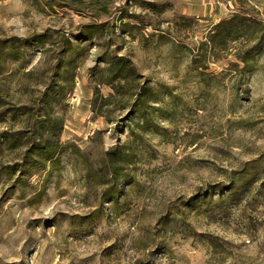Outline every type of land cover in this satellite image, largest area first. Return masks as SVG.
Instances as JSON below:
<instances>
[{
    "label": "rangeland",
    "instance_id": "1",
    "mask_svg": "<svg viewBox=\"0 0 264 264\" xmlns=\"http://www.w3.org/2000/svg\"><path fill=\"white\" fill-rule=\"evenodd\" d=\"M244 1L264 13V0ZM237 8L238 0H0V41L47 34L53 44L0 49V133L28 126L10 110L37 102L65 38L83 53L54 110L61 143L90 158L92 174L115 146L141 154L119 186L115 214L100 195L109 185L85 181L73 153L60 155L57 172L17 187L3 168L23 151L3 147L0 264H264V48L248 72L232 68L237 43L211 49L205 71L192 64L212 27ZM93 24H108L98 43L81 36ZM106 54L128 57L163 93L155 126L137 142L138 117L116 127L91 113L92 75Z\"/></svg>",
    "mask_w": 264,
    "mask_h": 264
},
{
    "label": "trees",
    "instance_id": "2",
    "mask_svg": "<svg viewBox=\"0 0 264 264\" xmlns=\"http://www.w3.org/2000/svg\"><path fill=\"white\" fill-rule=\"evenodd\" d=\"M152 7V5H148L147 8ZM151 11L156 15L161 14L157 9H151ZM263 16L264 13L260 12L258 6H249L244 0H238L237 11L214 25L209 36L201 43L203 52L193 57V66L197 65L201 70H207L202 66V63L211 49H221L237 43L242 46L234 54L237 63L232 64V68L238 70L242 65L240 70L250 71L251 65L255 63V57L264 48ZM132 18L138 20L135 16L128 17V19ZM107 27L108 24L85 26L81 36L90 42L97 41L98 43ZM119 28L122 29L121 26ZM48 39L50 38L47 34L25 39L12 38L0 41V49L8 47L11 55H14L21 47L35 48L39 52H45L47 45H53ZM59 46L58 58L50 70L48 81L45 82L44 90L37 102L33 107L23 106L17 112L10 110L13 117L26 116L28 126L15 132L0 133V151L4 148L9 152L23 151L19 156V161L11 166H6L3 171L10 180L14 179V185L24 187L25 179L32 177L35 173L52 174L57 172L60 166V155L69 151L83 159L86 171L85 181H93L94 185L101 189L109 185L110 188L102 190L101 198L103 201L111 200L113 202L111 209L115 214L122 213L118 209L120 206L119 186L122 182L132 179L129 172L130 165H133L139 158L138 155L141 154L137 147L124 151L121 146H115L103 153L98 170L92 174L90 158L86 157L75 145L61 143L62 124L60 119L54 115V110L72 90L75 70L78 68V57L82 55L83 50L65 38L62 39ZM95 71L92 75L95 80L93 99L90 105L91 113L95 118H103L107 123L114 124L116 127L125 123V116L138 117L139 121L134 123L131 129V136L136 142L139 141L141 134L155 126L154 113L156 110L153 106L163 93L156 91L141 80L128 57L106 54L103 68H98ZM98 87H107L110 93L106 96L101 95ZM117 114L118 117H114ZM135 130L138 131V134L135 133ZM243 173L247 175V171ZM242 179L243 185H247V177H242ZM233 191V188L228 190L229 193ZM197 202L195 201L194 204ZM206 202L212 204L213 200L207 198Z\"/></svg>",
    "mask_w": 264,
    "mask_h": 264
}]
</instances>
